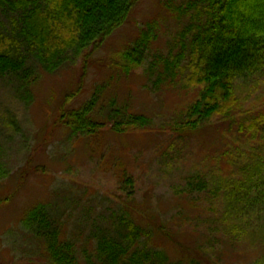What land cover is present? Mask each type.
I'll return each mask as SVG.
<instances>
[{
  "label": "rangeland",
  "instance_id": "1",
  "mask_svg": "<svg viewBox=\"0 0 264 264\" xmlns=\"http://www.w3.org/2000/svg\"><path fill=\"white\" fill-rule=\"evenodd\" d=\"M184 1H137L128 20L89 57H73L57 72L40 68L31 98L13 78L0 76V145L8 172L0 180V264H52L45 244L23 223L39 204L52 207L61 239L75 242L77 264L94 259L93 231L104 227L113 210L149 224L155 230L152 243L175 262L261 264L264 241L226 237L232 234L223 201L190 195L195 189L188 185L201 176L242 178L243 168L264 163V123L251 128L264 117V71L237 80L241 105L231 117H215L187 136L174 135L171 123L197 93L181 86V78L180 87L154 81L161 59L188 24L173 11ZM147 30L153 36L146 62L129 73L118 68V56ZM95 92L97 121L108 122L114 106L148 116L153 128L118 134L107 126L75 135L60 124L62 106L79 109Z\"/></svg>",
  "mask_w": 264,
  "mask_h": 264
},
{
  "label": "trees",
  "instance_id": "2",
  "mask_svg": "<svg viewBox=\"0 0 264 264\" xmlns=\"http://www.w3.org/2000/svg\"><path fill=\"white\" fill-rule=\"evenodd\" d=\"M137 1L0 0V76L13 78L20 93L31 98L40 68L57 72L73 57H89L97 44L128 20ZM173 11L180 20L188 19V24L177 37L178 44L161 59L163 67L154 84L177 87L181 78V86L197 93L170 127L174 135L187 136L215 117H231L241 105L237 80L264 71V0H185ZM151 31L118 56V68L129 73L146 62ZM98 98L95 92L79 109L62 106L60 124L75 135L92 134L107 126L118 134L153 128L148 116L114 106L108 109V122L97 121L93 112ZM8 123L13 126L12 119ZM262 123L264 117L256 119L251 128ZM243 171L242 178L233 174L215 181L202 176L193 179L188 186L195 190L188 192L223 201V218L232 234L226 237L237 241L249 235L264 241V163ZM7 174L0 145V180ZM51 209L36 205L23 223L35 241L45 244L52 264H77L76 244L61 239L60 221ZM127 213L113 210L104 227L93 231L95 257L87 264H183L152 243L155 230L149 224Z\"/></svg>",
  "mask_w": 264,
  "mask_h": 264
}]
</instances>
